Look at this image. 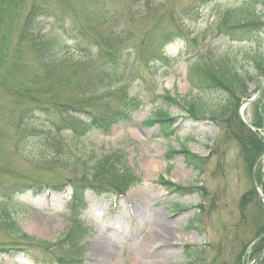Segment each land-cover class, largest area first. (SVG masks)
<instances>
[{"label":"rangeland","instance_id":"rangeland-1","mask_svg":"<svg viewBox=\"0 0 264 264\" xmlns=\"http://www.w3.org/2000/svg\"><path fill=\"white\" fill-rule=\"evenodd\" d=\"M236 1L235 4L231 0H218L215 10L218 7L221 11L232 10L236 6L239 8V3L248 2ZM199 4L201 19L196 23L191 11L195 12ZM201 7V0H0V205L8 200L3 198L4 190L12 191L19 186L16 183L68 185V180L77 179L84 183L86 179L82 178L81 168L77 164L75 167L72 165L83 161L90 169L92 162L114 152L123 155L122 165L116 168L129 169L141 180L130 188L125 199H117L114 203L113 195L85 194L87 207L80 210V215L90 232L81 243L83 264H152L154 258L158 264H190L184 256L187 246L194 250L199 248L197 252L201 250V264H237L244 244L254 239L256 231L263 227L264 212L257 201L248 208L247 220L241 222L238 203L250 185L237 145L225 139L223 125L208 120L195 121L186 113L185 104L190 101L213 107L225 97L218 92L193 89L187 80V70L195 61L188 51L192 53L200 39L202 45L205 44L203 53H200L203 60L214 62L222 59L233 65L237 72L250 76L247 86L249 97L254 95L263 78L257 76L259 70L255 63L248 61V54L256 44L229 43L228 38L222 36L209 39L207 29L220 21V14H210L206 7ZM34 9L37 23L33 39L30 37L24 41L20 38L23 23L26 15ZM248 9L243 10L240 19ZM256 9L260 10V6ZM157 23L159 30H151V33L157 32L151 37L153 49H159L162 41L166 40L165 36L173 32L176 25L189 34L186 40L164 48L167 61L155 67L140 68L134 63L136 56H129L127 66H134L137 78L128 82L127 93L142 103V107L131 114L130 123L116 124L108 134L90 132L81 142H73L65 135L59 138L52 127L82 124L73 106L84 98L83 87L100 63L96 60L92 65L72 67L74 64L69 60H78L77 48H91L94 37L108 38L114 30H125L129 35L123 43L132 50L143 39L144 32L147 30L149 33ZM54 38L63 40L68 46L69 49L59 55L68 62L63 70L50 78L40 67L36 50L41 40ZM262 49L263 56L260 55L257 62L264 66V43ZM123 74L122 84L126 85V69ZM118 87L115 85L112 90ZM146 87L151 89L153 97L167 93L180 103V106L165 107L176 128L171 140H163L157 125L146 124L147 119L164 107L162 99L152 97V103L149 102L151 92L148 93ZM263 92L256 104L264 101ZM253 108L246 112L249 121ZM28 124L29 127L24 129ZM25 137L27 146L22 145L24 155L33 153L36 157L42 155L46 158L53 150V146L50 150L48 145L59 144L54 154L60 156L50 161L46 168L39 166L41 161L22 160L16 155L15 147ZM181 145L192 154L207 157L201 177L197 170L184 163L181 156L166 162L168 146L178 150ZM57 161L67 163V166L55 163ZM257 172L264 174V158ZM162 177L187 188L189 192L184 196L169 194L158 184ZM71 194V187H67L64 194H15L9 207L20 234L9 235L0 228V264H57V259L71 260L73 256L63 251L61 246L49 247L48 250L39 244H56L70 232L67 206ZM112 205L115 208L109 211ZM174 205L182 209L176 210ZM155 215L159 223L173 228L176 238L171 239L168 245L164 244L165 250L151 248L149 252L142 253L141 240ZM249 255L248 249L242 258L243 264L251 261L247 258Z\"/></svg>","mask_w":264,"mask_h":264},{"label":"trees","instance_id":"trees-1","mask_svg":"<svg viewBox=\"0 0 264 264\" xmlns=\"http://www.w3.org/2000/svg\"><path fill=\"white\" fill-rule=\"evenodd\" d=\"M2 11V10H0ZM36 10H31L25 17L23 27L21 30L20 38L22 40H27V38L32 37L36 28ZM256 20V22H253ZM237 24L232 27V30H240L242 34H246L253 39L258 37V34L261 33L264 23L258 21V18H252L249 22L244 24H239L240 21L236 22ZM239 24V25H238ZM96 43L103 46L105 52L101 53L100 57H108L103 63L115 62L118 56V41L117 38L103 39L102 37H96ZM62 50L61 43H58L54 40H41L36 50V55L39 60V65L42 69L46 71V74L50 78H53L60 70H63L64 65L67 64L68 60H63L62 57H58L59 50ZM102 50V51H103ZM258 56V55H257ZM93 60V56H89L80 60L74 61L70 59V63L74 64L72 67L82 66ZM255 63V58L252 59ZM258 71L257 76H262L264 74V66L262 63H255ZM224 61H217L216 63L208 64V66H203L199 72H196V85L200 87V90H215L221 91L226 95V99L223 100L222 104H216L211 109L210 107L200 106L197 102L187 103V111L192 117H203L209 115V117L216 123L224 126L225 139L233 141L239 149V157L243 165V171L246 178L249 179L250 171L253 166L256 158L264 151V142L258 139L255 135L250 133L245 129L239 122L236 116V110L240 100L247 94V84L251 81L250 76L248 75H239L237 72L229 70L227 67L225 69ZM73 69V68H72ZM110 71L98 68L94 71L93 75L90 74L89 79L83 87V96L81 101H77L73 107L77 111H82L85 114L91 116V124L95 128L108 129L111 123H114L117 120H122L128 117L130 111L137 107L135 100L127 98L123 94V88L118 92V96L113 97V101L106 97L110 96V87L113 85V82L110 80ZM109 75V76H108ZM107 76V77H106ZM248 76V77H246ZM107 94H101L100 92ZM104 96H99V95ZM104 101V102H103ZM169 103H174L171 100ZM251 124L253 127L258 129L264 128V101L255 104L253 106ZM209 108V109H208ZM90 110V113L89 112ZM155 114L156 122L158 121L161 125L162 130L165 129L167 123V114L162 110H159ZM26 114L23 113V116ZM22 127V126H21ZM29 127L24 126V129ZM25 138H21L17 143L16 153L18 155L24 156L27 161H33L28 159H34L35 161H41L40 166L42 168L48 167L49 159L43 158L42 155L36 157L33 153H30V156L24 155V147L27 146L26 143H22ZM49 147V146H48ZM48 152V150H46ZM171 154H174L172 152ZM181 154H184L185 160L188 165L193 166L195 169H198L200 173L202 172V167L204 165V159L198 158L196 156L190 155L188 152L183 151ZM51 160L53 154L50 155ZM117 156L112 157L111 159L104 158L101 161L95 162L92 166V169L89 171H84V174H90L85 177L92 179L94 183L98 184H107L111 185L118 190H126L131 184L135 182V178L131 175L130 171L119 170L116 168V163H119L118 160H113ZM169 157V156H168ZM44 161V162H43ZM117 161V162H114ZM58 163H62L57 161ZM31 164H36L31 162ZM259 167V166H258ZM85 169V168H84ZM260 174V173H259ZM256 171V182L261 188L262 193L264 194V174L259 175ZM163 182V181H161ZM166 186L168 183H165ZM170 187V185H168ZM171 190V188H169ZM178 191H181L179 187L176 188ZM7 191V190H4ZM20 191V190H18ZM204 192V190H202ZM6 192H3V195ZM23 193V192H21ZM4 198V197H3ZM256 201L260 204L255 192L250 188L239 200L238 210L240 213L241 222L243 223L247 217V210ZM261 207V206H260ZM6 205H0V228L3 229L9 235H19V228L17 227L14 220L10 217V213L7 210ZM201 209V208H200ZM264 212V209L261 207ZM261 233V234H260ZM86 235V230L83 228L82 224L79 222L73 223V228L70 232L59 240L57 245L61 246L62 250L69 253L71 256H76V253H79L80 250L77 249V243ZM260 235V236H259ZM259 238L258 240H256ZM255 242L252 246L251 244ZM40 244L45 247H54L57 245H51L48 243L41 242ZM251 246V247H250ZM49 250V248H46ZM249 249L250 255L248 259L255 258L260 252L264 250V224L263 227L256 231L254 239L244 244L242 251L237 257V264H243L242 258L245 256V252ZM197 262L202 263L201 252L200 254L195 252L193 256ZM72 262V259L69 261H62L61 264H68ZM74 262H78L76 259ZM73 262V263H74ZM264 264V260L260 263Z\"/></svg>","mask_w":264,"mask_h":264},{"label":"bare ground","instance_id":"bare-ground-1","mask_svg":"<svg viewBox=\"0 0 264 264\" xmlns=\"http://www.w3.org/2000/svg\"><path fill=\"white\" fill-rule=\"evenodd\" d=\"M176 234L173 231V228L170 227L168 224L159 223V219L155 215L154 221L150 225L148 232L145 234V236L141 240L142 241L140 245L141 252L147 253L149 249L159 248V247L161 248V250H165L164 244L166 245L167 243H169L171 239L176 238ZM171 246H174V244H171ZM154 260L152 264H158L157 260L156 262H154Z\"/></svg>","mask_w":264,"mask_h":264},{"label":"water","instance_id":"water-1","mask_svg":"<svg viewBox=\"0 0 264 264\" xmlns=\"http://www.w3.org/2000/svg\"><path fill=\"white\" fill-rule=\"evenodd\" d=\"M264 88V78L262 80V82L260 83L259 87H258V92H257V95L256 97L260 94V92L262 91V89ZM254 101V99L252 100H244L243 103H241V105L239 106V109H238V119L240 121L241 124H243V126H245L248 130H250L252 133L256 134L259 138L263 139L264 140V135L262 133H260V131L252 128L247 122L246 120L244 119L243 117V110L249 105L251 104L252 102ZM264 156V153L258 158V160L255 162L254 164V167H253V170H252V174H251V178H252V184H253V188L254 190L256 191L259 199L261 200V202L264 204V197L262 196V194L260 193V191L258 190L256 184H255V180H254V169H255V166L257 164V162L259 161V159ZM264 256V253L261 254L252 264H257Z\"/></svg>","mask_w":264,"mask_h":264}]
</instances>
